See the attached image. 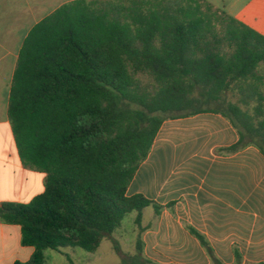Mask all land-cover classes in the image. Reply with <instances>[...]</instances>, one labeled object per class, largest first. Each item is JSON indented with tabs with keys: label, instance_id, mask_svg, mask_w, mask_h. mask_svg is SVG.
I'll use <instances>...</instances> for the list:
<instances>
[{
	"label": "trees",
	"instance_id": "16d2710c",
	"mask_svg": "<svg viewBox=\"0 0 264 264\" xmlns=\"http://www.w3.org/2000/svg\"><path fill=\"white\" fill-rule=\"evenodd\" d=\"M263 84L264 35L208 0H75L47 16L24 41L10 93L19 155L46 173L29 203L0 206L35 248L14 264L95 252L106 237L122 254L114 232L133 211L142 231L155 205L128 188L169 118L222 113L240 134L230 149L264 155ZM141 252L138 241L120 264H158Z\"/></svg>",
	"mask_w": 264,
	"mask_h": 264
},
{
	"label": "crops",
	"instance_id": "0c3cea01",
	"mask_svg": "<svg viewBox=\"0 0 264 264\" xmlns=\"http://www.w3.org/2000/svg\"><path fill=\"white\" fill-rule=\"evenodd\" d=\"M73 1L0 0V206L29 203L45 190L46 173L26 167L19 155L10 93L31 30ZM254 3L264 7V0ZM235 17L264 35L260 15L251 22ZM239 140L238 129L222 113L167 119L127 192L146 196L159 211L155 205L142 210V231L137 211L129 213L131 230L124 227L125 216L113 234L120 257L137 255L140 241L141 256L158 264L264 263V155L253 144L231 150ZM34 251L23 245L21 226L0 221V264L27 262Z\"/></svg>",
	"mask_w": 264,
	"mask_h": 264
},
{
	"label": "rangeland",
	"instance_id": "374dc122",
	"mask_svg": "<svg viewBox=\"0 0 264 264\" xmlns=\"http://www.w3.org/2000/svg\"><path fill=\"white\" fill-rule=\"evenodd\" d=\"M215 7L222 8L228 13L252 21L254 15H260L264 21V7H257L254 0H208ZM264 92V84L262 85ZM229 98L237 101L238 97L230 94ZM255 102L252 104L254 105ZM133 214H128L124 220V227L131 230ZM116 237V235H114ZM123 245V244H122ZM123 249L130 250V247L123 245ZM121 257L114 249V243L110 237H106L98 252H88L79 247H66L61 251L47 250L45 264H120Z\"/></svg>",
	"mask_w": 264,
	"mask_h": 264
}]
</instances>
